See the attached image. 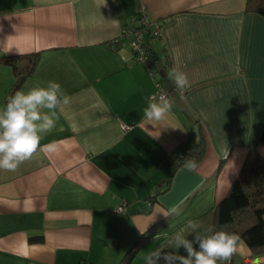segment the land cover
Masks as SVG:
<instances>
[{"label": "crops", "instance_id": "obj_1", "mask_svg": "<svg viewBox=\"0 0 264 264\" xmlns=\"http://www.w3.org/2000/svg\"><path fill=\"white\" fill-rule=\"evenodd\" d=\"M246 5L0 0V58L40 52L17 91L55 81L69 98L41 140L58 151H38L14 172L0 170V264H120L143 234L129 264H147L157 249L186 255L175 250L173 236L189 220L200 235L213 228L215 207L249 151L264 157V16ZM143 12L162 31L146 37L152 70L133 63L122 40ZM174 70L190 82L183 98L169 78ZM15 80L0 60V110ZM158 81L173 108L149 122L144 110ZM202 136L206 153L196 169L176 167L175 153ZM249 258L235 255L228 264Z\"/></svg>", "mask_w": 264, "mask_h": 264}, {"label": "clouds", "instance_id": "obj_2", "mask_svg": "<svg viewBox=\"0 0 264 264\" xmlns=\"http://www.w3.org/2000/svg\"><path fill=\"white\" fill-rule=\"evenodd\" d=\"M169 78L174 80L183 98V90L190 87L187 74L174 70L169 73ZM68 103L69 98L55 81H48L45 86L37 85L27 91H16L0 110V170L14 172L38 151H58L57 143L42 146L41 140L56 127L59 119L57 110L62 111ZM172 108L173 102L165 96H160L158 100L151 98L144 110L143 120L163 121ZM187 167L193 171L197 165L195 161H189ZM176 211V208L172 209L173 213ZM199 227L197 222L189 220L173 236L175 250L183 247L186 255L157 249L146 257L147 264H160L161 260L165 264H228L235 255H248L249 264H264V255L252 256L240 235L224 230L213 231L211 228L207 234L200 235L197 232ZM190 234H195L194 240L188 239ZM159 236L160 233L154 239Z\"/></svg>", "mask_w": 264, "mask_h": 264}, {"label": "trees", "instance_id": "obj_3", "mask_svg": "<svg viewBox=\"0 0 264 264\" xmlns=\"http://www.w3.org/2000/svg\"><path fill=\"white\" fill-rule=\"evenodd\" d=\"M250 10L264 16V0H247L246 11ZM39 56L40 52H33L0 58L4 64L12 68L16 78L6 97V103L23 82L33 74ZM259 144L264 145V131ZM205 153L206 140L202 136L191 147L183 145L175 153L176 167L189 161L199 163L204 158ZM222 165L221 163L220 168ZM212 230L236 233L241 236L253 254L264 253V157L257 148L249 151L227 196L217 203ZM146 239V234L140 236L120 264H129ZM43 240V237L31 239L33 242H42ZM238 264H249V261L246 260Z\"/></svg>", "mask_w": 264, "mask_h": 264}, {"label": "built area", "instance_id": "obj_4", "mask_svg": "<svg viewBox=\"0 0 264 264\" xmlns=\"http://www.w3.org/2000/svg\"><path fill=\"white\" fill-rule=\"evenodd\" d=\"M140 25L138 27L124 28L122 32V40H128L131 52L133 54L132 62L133 63H144L149 68L152 67L151 58L149 55V46L147 43V38L151 34L155 36H160L161 26L157 22H153L149 19L146 12H143L139 18ZM119 40L113 42V46L118 43ZM152 70V68H151ZM160 96H165L166 98L170 99L168 91L162 86L160 81L157 82V90L153 94L152 98H156L157 100ZM130 126L124 125V129H129ZM124 210V206H119L116 211L122 212ZM88 264V263H83Z\"/></svg>", "mask_w": 264, "mask_h": 264}]
</instances>
